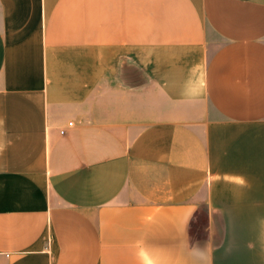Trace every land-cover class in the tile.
Wrapping results in <instances>:
<instances>
[{
    "label": "crops",
    "instance_id": "1",
    "mask_svg": "<svg viewBox=\"0 0 264 264\" xmlns=\"http://www.w3.org/2000/svg\"><path fill=\"white\" fill-rule=\"evenodd\" d=\"M0 264H264V0H0Z\"/></svg>",
    "mask_w": 264,
    "mask_h": 264
},
{
    "label": "trees",
    "instance_id": "2",
    "mask_svg": "<svg viewBox=\"0 0 264 264\" xmlns=\"http://www.w3.org/2000/svg\"><path fill=\"white\" fill-rule=\"evenodd\" d=\"M207 223V214L203 208L197 209L194 220L190 223L188 232L192 241L201 238L203 228Z\"/></svg>",
    "mask_w": 264,
    "mask_h": 264
},
{
    "label": "built area",
    "instance_id": "3",
    "mask_svg": "<svg viewBox=\"0 0 264 264\" xmlns=\"http://www.w3.org/2000/svg\"><path fill=\"white\" fill-rule=\"evenodd\" d=\"M71 126H72V123L69 122V123H68V127H71ZM59 133L64 134V130H63V129H60V130H59Z\"/></svg>",
    "mask_w": 264,
    "mask_h": 264
},
{
    "label": "rangeland",
    "instance_id": "4",
    "mask_svg": "<svg viewBox=\"0 0 264 264\" xmlns=\"http://www.w3.org/2000/svg\"><path fill=\"white\" fill-rule=\"evenodd\" d=\"M203 233H204V231H203ZM203 233L201 234V238H203ZM201 238H199V239H201Z\"/></svg>",
    "mask_w": 264,
    "mask_h": 264
}]
</instances>
